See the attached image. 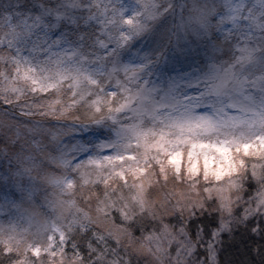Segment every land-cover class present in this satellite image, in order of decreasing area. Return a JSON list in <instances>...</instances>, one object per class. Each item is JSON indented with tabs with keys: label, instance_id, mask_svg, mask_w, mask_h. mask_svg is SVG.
Wrapping results in <instances>:
<instances>
[{
	"label": "snow or ice",
	"instance_id": "obj_1",
	"mask_svg": "<svg viewBox=\"0 0 264 264\" xmlns=\"http://www.w3.org/2000/svg\"><path fill=\"white\" fill-rule=\"evenodd\" d=\"M0 264H264V0H0Z\"/></svg>",
	"mask_w": 264,
	"mask_h": 264
}]
</instances>
